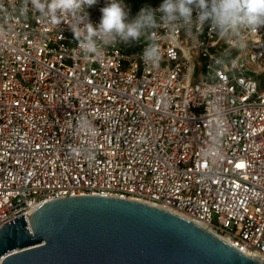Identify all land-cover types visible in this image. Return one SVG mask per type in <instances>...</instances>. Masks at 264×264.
Returning a JSON list of instances; mask_svg holds the SVG:
<instances>
[{
	"label": "built area",
	"instance_id": "obj_1",
	"mask_svg": "<svg viewBox=\"0 0 264 264\" xmlns=\"http://www.w3.org/2000/svg\"><path fill=\"white\" fill-rule=\"evenodd\" d=\"M25 2L0 0V228L54 199L118 197L264 261V26L246 47L208 23L175 40L158 29L152 67L147 38L85 55L68 17Z\"/></svg>",
	"mask_w": 264,
	"mask_h": 264
},
{
	"label": "water",
	"instance_id": "obj_2",
	"mask_svg": "<svg viewBox=\"0 0 264 264\" xmlns=\"http://www.w3.org/2000/svg\"><path fill=\"white\" fill-rule=\"evenodd\" d=\"M0 264H262L167 210L83 195L0 228Z\"/></svg>",
	"mask_w": 264,
	"mask_h": 264
},
{
	"label": "clouds",
	"instance_id": "obj_3",
	"mask_svg": "<svg viewBox=\"0 0 264 264\" xmlns=\"http://www.w3.org/2000/svg\"><path fill=\"white\" fill-rule=\"evenodd\" d=\"M96 3L97 0H26L23 7L25 15L33 12L50 20L68 17L70 27L82 37L80 48L85 55L100 54L97 40L104 44L117 39L128 43L145 37L148 42L142 59L152 67H158L162 58V50L152 38L158 29H164L166 37L175 40L180 30L190 35L193 28L200 31L208 23L221 37L237 36L246 47L247 34L257 33L264 26V0H163L158 9L145 6L132 19L123 0H108L94 26L85 21L83 12Z\"/></svg>",
	"mask_w": 264,
	"mask_h": 264
},
{
	"label": "trees",
	"instance_id": "obj_4",
	"mask_svg": "<svg viewBox=\"0 0 264 264\" xmlns=\"http://www.w3.org/2000/svg\"><path fill=\"white\" fill-rule=\"evenodd\" d=\"M123 2H126L130 6L132 13H136L145 6L161 5L163 0H123Z\"/></svg>",
	"mask_w": 264,
	"mask_h": 264
},
{
	"label": "rangeland",
	"instance_id": "obj_5",
	"mask_svg": "<svg viewBox=\"0 0 264 264\" xmlns=\"http://www.w3.org/2000/svg\"><path fill=\"white\" fill-rule=\"evenodd\" d=\"M123 3H124V5H125L126 10H127L128 12H130V11H131L130 6H129L126 2H123Z\"/></svg>",
	"mask_w": 264,
	"mask_h": 264
},
{
	"label": "bare ground",
	"instance_id": "obj_6",
	"mask_svg": "<svg viewBox=\"0 0 264 264\" xmlns=\"http://www.w3.org/2000/svg\"><path fill=\"white\" fill-rule=\"evenodd\" d=\"M254 259L257 260V261H259L260 263L264 264V261L260 260L259 258H254Z\"/></svg>",
	"mask_w": 264,
	"mask_h": 264
}]
</instances>
